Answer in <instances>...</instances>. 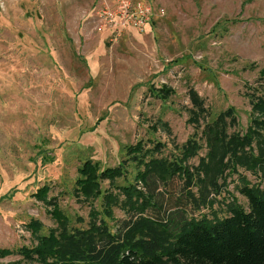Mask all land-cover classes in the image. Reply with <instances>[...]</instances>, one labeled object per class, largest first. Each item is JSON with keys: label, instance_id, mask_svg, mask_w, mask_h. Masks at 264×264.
<instances>
[{"label": "rangeland", "instance_id": "1", "mask_svg": "<svg viewBox=\"0 0 264 264\" xmlns=\"http://www.w3.org/2000/svg\"><path fill=\"white\" fill-rule=\"evenodd\" d=\"M123 2L152 8L143 29L109 22ZM261 78L264 0H0V251L35 245L31 222L39 235L56 228L50 202L73 227L98 216L113 231L125 214L115 206L106 216L104 195L123 200L141 167L127 162L123 177L84 198L75 190L84 163L123 165L138 142L177 154L194 133L190 88L213 116L233 108L244 131L245 86ZM235 180L228 191L246 207ZM0 264L39 263L13 254Z\"/></svg>", "mask_w": 264, "mask_h": 264}, {"label": "trees", "instance_id": "2", "mask_svg": "<svg viewBox=\"0 0 264 264\" xmlns=\"http://www.w3.org/2000/svg\"><path fill=\"white\" fill-rule=\"evenodd\" d=\"M261 79L245 86L252 119L244 131L233 108L213 116L205 100L190 88L188 123L194 133L175 146L177 154L163 156L162 144L148 147L138 142L126 149L123 165L99 172L91 162L84 163L75 189L84 198L99 194V180L123 177L127 162L141 167L135 184L121 189L123 200L112 193L104 195L106 216L115 206L125 214L113 231L98 216L91 217L86 228L73 227L50 202L56 228L39 235L41 226L31 222L25 229L35 245L1 250L0 255L16 254L39 264H264ZM245 173L257 182L252 184ZM233 176L234 189L246 200V207L228 191ZM47 192L43 187L36 197L42 200ZM223 194H229L228 199ZM204 209L210 217L197 216Z\"/></svg>", "mask_w": 264, "mask_h": 264}, {"label": "built area", "instance_id": "3", "mask_svg": "<svg viewBox=\"0 0 264 264\" xmlns=\"http://www.w3.org/2000/svg\"><path fill=\"white\" fill-rule=\"evenodd\" d=\"M151 9L148 5H132L129 2H123L118 6V10L109 12L106 15L109 16L110 23H115V27L120 24L123 28L132 27L141 30L150 20ZM117 17L120 18L119 21Z\"/></svg>", "mask_w": 264, "mask_h": 264}]
</instances>
